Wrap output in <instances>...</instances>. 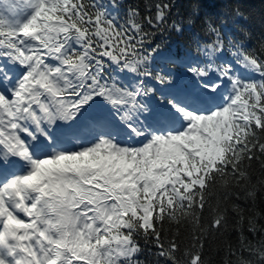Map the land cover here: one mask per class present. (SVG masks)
<instances>
[{
  "label": "snow or ice",
  "instance_id": "6c2138e0",
  "mask_svg": "<svg viewBox=\"0 0 264 264\" xmlns=\"http://www.w3.org/2000/svg\"><path fill=\"white\" fill-rule=\"evenodd\" d=\"M231 0L0 5V264H264V30Z\"/></svg>",
  "mask_w": 264,
  "mask_h": 264
},
{
  "label": "trees",
  "instance_id": "16d2710c",
  "mask_svg": "<svg viewBox=\"0 0 264 264\" xmlns=\"http://www.w3.org/2000/svg\"><path fill=\"white\" fill-rule=\"evenodd\" d=\"M250 16L258 29L264 30V0H231Z\"/></svg>",
  "mask_w": 264,
  "mask_h": 264
}]
</instances>
